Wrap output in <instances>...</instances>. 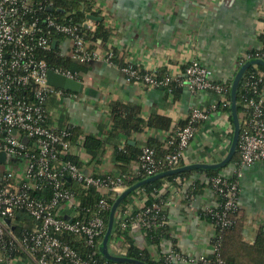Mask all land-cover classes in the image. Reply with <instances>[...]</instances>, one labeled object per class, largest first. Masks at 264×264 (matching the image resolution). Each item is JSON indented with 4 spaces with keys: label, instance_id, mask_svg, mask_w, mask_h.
<instances>
[{
    "label": "built area",
    "instance_id": "2783aa9c",
    "mask_svg": "<svg viewBox=\"0 0 264 264\" xmlns=\"http://www.w3.org/2000/svg\"><path fill=\"white\" fill-rule=\"evenodd\" d=\"M53 4V0H0V251L21 250L34 264H61L64 261L96 264L83 258L60 235H81L85 243L99 247L107 231L105 212L112 207L108 198L118 197L128 187L125 180L130 175L111 174L105 166L106 160L91 164V156L83 148L84 136L75 142L71 139V123L61 118L57 106L63 105L68 98H77L78 93H66L64 89L49 84L47 74L54 70L83 83L84 74L80 78L70 70L50 67L40 54L57 48L59 55L77 62L86 64L103 60L115 65L114 52L86 38L87 31L96 27V19L91 18L90 13L80 23L71 19L62 21L49 11ZM57 34L63 35L60 40L56 38ZM54 40L55 47L52 46ZM242 52L236 59L235 73L251 60L264 59L263 43ZM120 70L128 82L166 87L170 93L175 83L186 87L192 94L208 92L215 95L208 106L191 105L185 123L166 132L164 139L169 137L168 144L177 143V149L168 153L163 162L156 158L154 147L144 144L138 160L131 164L134 175L150 177L161 172L162 165L171 169L185 161L187 149L201 122L213 113L221 111L220 128L234 132L231 114L223 110L231 105L228 86L212 79L211 68L197 56L185 62L181 69L168 70L161 78L157 77L156 68L142 69L133 63H127ZM245 75L246 72L237 149L240 164L250 165L264 161V72ZM25 137L26 141L23 140ZM231 141L232 137L222 146L230 148ZM1 154H4L3 159ZM69 155L77 156L79 163L68 158ZM2 165H5L3 170ZM205 182L212 197L217 193L225 198L220 211L215 209L217 202L214 198L198 208V193H190L186 186L183 187L180 177L170 187V196L152 206L147 204L148 196L141 187L134 190L132 200L116 211L114 229L116 224L117 228L116 233L113 229L110 235L109 251L127 256L131 244L128 234L143 247L147 228L171 225V206L183 205L186 217L203 219L201 213H210L223 226L228 225L229 214L240 205L238 180L230 181L220 174L207 176ZM91 190L97 195L95 203L83 205L80 193L89 195ZM166 208H169L168 214L162 212ZM21 211L31 217L32 223L18 234L11 226V219ZM205 221L213 231L214 224ZM137 229L140 233L135 234ZM174 233V230L170 231L171 237L175 236ZM147 237L152 258L161 264L223 262L219 243L212 233L209 234L210 248L204 252L186 250L167 236H161L158 244L154 243L155 235ZM25 259L15 257L3 262L0 257V264H17ZM119 263L109 261L103 264Z\"/></svg>",
    "mask_w": 264,
    "mask_h": 264
},
{
    "label": "crops",
    "instance_id": "0c3cea01",
    "mask_svg": "<svg viewBox=\"0 0 264 264\" xmlns=\"http://www.w3.org/2000/svg\"><path fill=\"white\" fill-rule=\"evenodd\" d=\"M101 18L111 35L101 44L119 55L120 62L133 63L140 68L181 69L185 62L197 56L212 70L218 82L232 80L236 59L248 47H259L264 31V0H97ZM97 20V19H96ZM83 74L84 90L75 99H66L58 107L62 119L81 129V134L93 133L103 137L111 126L110 104L113 101L141 105V115L167 116L171 128L184 123L191 105L208 106L215 95L192 94L186 87L170 93L163 87H150L128 82L117 65L103 60L86 63ZM55 100L52 104L55 105ZM240 115V114H239ZM221 111L201 122L195 138L187 149L184 163H217L229 148L222 143L233 137L220 128ZM168 130L145 129L130 136L129 142L140 149L151 139H164ZM124 142V141H122ZM113 146L106 144L105 166L115 171ZM233 158V157H232ZM231 158V159H232ZM220 169V174L236 178L239 200L247 218L245 239L253 241L259 227L264 226V161L236 166L231 160ZM204 182L198 193L197 205L212 202L211 190L206 187L207 175L196 173ZM171 227L178 245L192 252L210 248L208 223L196 216L186 217L184 206H171ZM17 264H34L23 260Z\"/></svg>",
    "mask_w": 264,
    "mask_h": 264
},
{
    "label": "trees",
    "instance_id": "16d2710c",
    "mask_svg": "<svg viewBox=\"0 0 264 264\" xmlns=\"http://www.w3.org/2000/svg\"><path fill=\"white\" fill-rule=\"evenodd\" d=\"M54 4L51 6L49 11L57 16L60 20H69L71 19L74 23H80L86 19L87 14L90 13L93 16H97L100 14V7L98 6L97 0H53ZM111 28H108L105 22L99 18L96 20V27L93 30L87 31L86 38L91 40L93 44H104L110 38ZM63 35L57 34L56 38L59 40ZM260 40L264 45V34L260 36ZM46 61L48 62L50 67L59 68L62 70H70L73 73H77L78 76L86 72L88 70V66L85 63L77 62L72 60L71 58L61 56L58 54L57 48H52L50 50H46L41 52L40 54ZM119 55L114 53L113 61L115 65L118 67H122L127 63L120 62ZM259 71L264 72V66L262 64L251 65L246 70V75L257 73ZM168 73L166 68H161L157 70V77L161 78ZM244 77L240 82V85L237 90V109L238 115L243 110V96L245 94L244 90ZM232 80L227 82H221L228 86L229 93L228 96L231 100V84ZM172 91L176 92L182 88L181 86H177V84H172ZM262 87H264V77ZM165 88L167 91L168 89ZM66 93H69L65 90ZM227 112L231 114L232 118V109L231 105L224 108ZM142 109L141 105L135 103H125L122 101H113L110 104V120L111 126L103 137H99L93 133L89 134H81V129L76 127L75 125H70V130L72 132L71 139L75 142L78 137L84 136L83 148L84 150L91 156L90 163L98 164L102 160V156L104 154V149L106 144L113 146V161L115 164V171L110 172L111 174L117 173H127L130 175V178L125 180L127 186H131L147 177H142L138 175H134L131 171V164L134 161H137L140 154L141 149L136 144H131L129 139L131 135L140 133L145 129H163V130H171L172 119L167 116L159 115L156 113L151 114L147 119L141 115ZM185 123V122H184ZM182 123V124H184ZM172 131V130H171ZM233 134V133H232ZM167 139H151L146 144L152 146L156 150V158L163 162L168 153L174 152L177 149V143L168 144ZM124 141V142H122ZM68 158L73 161L78 162V157L69 155ZM231 162L236 166H240V159L238 149L236 150ZM185 163L182 161L177 167L183 166ZM169 166L162 165L160 170L166 171L169 170ZM204 172L207 176H217L220 175V169H204V168H192L181 171L176 174H169L167 176L155 179L153 181H149L144 183L141 186V190L143 193L148 196L147 204L152 206L153 203H161L164 199L166 200L170 196V187L174 186L175 179L177 177L182 178L183 184L182 186H186L189 189L190 193H201L204 189V182L199 180L196 176V173ZM230 181L237 180L236 175L233 177H226ZM189 182V183H188ZM169 184V185H168ZM167 188L166 192H162L163 189ZM134 192L130 193L121 203L120 207H123L132 200ZM80 199L83 205H89L95 203L97 199V195L95 191L90 192L89 195H84L80 193ZM117 196H112L108 198V201L111 205H113ZM215 201L217 202L215 209L221 210L224 204L225 198L221 194H215L213 196ZM169 209V208H168ZM167 208L162 212L164 214H168L169 210ZM155 213V212H153ZM203 219L212 222L214 224V229L211 231L212 237L216 242L219 243V251L220 257L223 260L221 264H264V226L261 225L257 231V234L253 241H248L244 236V229L247 226V215L240 204L236 211L231 212L229 214L230 223L228 225L223 226L221 222L217 219V217L213 216L210 213L202 214ZM110 218V209L105 212V220L106 225L108 227ZM31 217L25 212L17 213L16 217L11 219V226L14 231L18 234H21L26 228H28L31 224ZM117 225V224H116ZM115 225L114 232L116 233L117 226ZM172 230L171 225L162 226V227H150L145 230L146 238L144 241V246H140L136 243L134 238L128 234V240L131 243L127 248V256L133 258L135 260L143 261L147 264H161L157 260H154L149 252L150 242L147 236L155 235L154 243H160V237L167 236L170 239H173L174 242L177 241V238L171 237L170 231ZM127 233V232H126ZM60 238L63 241H67L71 244V246L78 251V253L86 259H89L92 262H96V264H103L105 262H109L102 254L100 246L93 247L85 243L84 238L80 235H70V234H61ZM0 257L3 258V262L7 261V259H12L15 257L26 258L25 252L21 250H8V251H0ZM61 264H69L64 261ZM119 264H129L125 262H121ZM135 264V263H130Z\"/></svg>",
    "mask_w": 264,
    "mask_h": 264
},
{
    "label": "water",
    "instance_id": "95a60500",
    "mask_svg": "<svg viewBox=\"0 0 264 264\" xmlns=\"http://www.w3.org/2000/svg\"><path fill=\"white\" fill-rule=\"evenodd\" d=\"M91 18L99 19L96 16L91 15ZM53 47L56 46V40L53 41ZM253 64H262L264 66V59H254L247 63H245L235 74L232 84H231V109H232V118L234 123V132L233 137L231 141V145L229 148V151L226 155V157L221 161L217 163H207V162H196L191 164H185L180 167L171 168L166 171L159 172L157 174H154L150 177H147L131 186H128L126 189H124L119 196L114 201L111 210H110V218L109 223L107 227V231L105 233L104 239L102 243L100 244V249L102 251L103 256L109 260V261H116V262H129V263H135V264H147L140 260H135L133 258L122 256V255H115L112 254L109 251L108 247V241L110 238V235L113 231L114 224H115V214L117 209L119 208L120 203L134 190L141 187L144 183L153 181L155 179L167 176L169 174H176L181 171L192 169V168H204V169H215L223 166L225 163L229 162L233 155L235 154L237 147H238V141L240 136V130H241V122L238 115V109H237V90L240 85V82L242 81L244 74L249 66ZM48 82L49 84L56 86L58 88L72 91L76 93H81L84 90V83L81 80L73 79L65 76L64 74L57 73L54 70H49L47 74ZM24 141L27 140V138H23ZM4 158V154H1V159ZM134 233H140V230H135ZM141 240V238H140Z\"/></svg>",
    "mask_w": 264,
    "mask_h": 264
},
{
    "label": "rangeland",
    "instance_id": "374dc122",
    "mask_svg": "<svg viewBox=\"0 0 264 264\" xmlns=\"http://www.w3.org/2000/svg\"><path fill=\"white\" fill-rule=\"evenodd\" d=\"M4 168H5V165H2V168L1 169L3 170Z\"/></svg>",
    "mask_w": 264,
    "mask_h": 264
}]
</instances>
